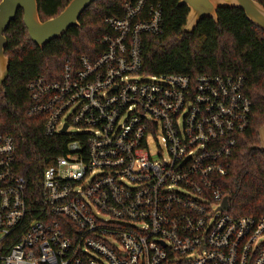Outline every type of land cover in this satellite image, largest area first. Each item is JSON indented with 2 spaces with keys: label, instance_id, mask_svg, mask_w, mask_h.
Segmentation results:
<instances>
[{
  "label": "built area",
  "instance_id": "obj_1",
  "mask_svg": "<svg viewBox=\"0 0 264 264\" xmlns=\"http://www.w3.org/2000/svg\"><path fill=\"white\" fill-rule=\"evenodd\" d=\"M105 25L99 56L26 85L44 134L72 140L39 205L0 134V264H264V217L229 216L217 182L249 124L243 78L142 75L141 39L163 30L152 0Z\"/></svg>",
  "mask_w": 264,
  "mask_h": 264
},
{
  "label": "trees",
  "instance_id": "obj_2",
  "mask_svg": "<svg viewBox=\"0 0 264 264\" xmlns=\"http://www.w3.org/2000/svg\"><path fill=\"white\" fill-rule=\"evenodd\" d=\"M41 22L59 15L71 0H36ZM96 0L78 19V26L43 48L28 38L22 11L18 10L4 36L7 78L0 87V134L14 144L16 173L26 182L27 200L41 203L42 175L67 152L68 136H46L43 118L28 114L26 85L37 77L56 81L66 63L76 65L81 57L95 59L103 52L101 39L111 34L108 18L123 16L124 2ZM264 7V0H254ZM178 0H152L162 11V33L141 39V73L144 76L182 75L196 78L241 76L244 94L251 102L249 124L237 137L228 159L227 173L218 180L226 196L227 214L235 219L264 217V152L258 130L264 125V32L250 24L237 9L217 10V22L202 19L186 33L188 9Z\"/></svg>",
  "mask_w": 264,
  "mask_h": 264
},
{
  "label": "water",
  "instance_id": "obj_3",
  "mask_svg": "<svg viewBox=\"0 0 264 264\" xmlns=\"http://www.w3.org/2000/svg\"><path fill=\"white\" fill-rule=\"evenodd\" d=\"M96 0H71L64 10L54 18L41 22L36 0H0V87L7 78L9 62L5 57L7 41L4 36L18 10L22 11L23 24L29 40L38 48L55 39H60L71 27L78 26L83 11ZM178 5L188 9L183 32H192L202 19L217 22V10L237 9L246 20L264 32V7L254 0H178ZM66 127L63 129L64 132ZM259 145L253 147L264 152V125L258 130ZM227 200L222 203L227 207Z\"/></svg>",
  "mask_w": 264,
  "mask_h": 264
},
{
  "label": "rangeland",
  "instance_id": "obj_4",
  "mask_svg": "<svg viewBox=\"0 0 264 264\" xmlns=\"http://www.w3.org/2000/svg\"><path fill=\"white\" fill-rule=\"evenodd\" d=\"M74 131V130H71V132ZM148 146H149V151H150V154L152 155V157H156V153H157V148H156V145L155 143L153 142V140H150L148 141ZM162 155L165 156V153L164 151H162Z\"/></svg>",
  "mask_w": 264,
  "mask_h": 264
}]
</instances>
